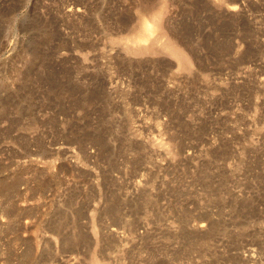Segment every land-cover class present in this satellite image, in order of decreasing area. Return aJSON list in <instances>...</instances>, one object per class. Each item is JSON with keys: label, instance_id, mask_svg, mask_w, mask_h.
Wrapping results in <instances>:
<instances>
[{"label": "rangeland", "instance_id": "1", "mask_svg": "<svg viewBox=\"0 0 264 264\" xmlns=\"http://www.w3.org/2000/svg\"><path fill=\"white\" fill-rule=\"evenodd\" d=\"M95 257L264 264V0H0V264Z\"/></svg>", "mask_w": 264, "mask_h": 264}, {"label": "bare ground", "instance_id": "2", "mask_svg": "<svg viewBox=\"0 0 264 264\" xmlns=\"http://www.w3.org/2000/svg\"><path fill=\"white\" fill-rule=\"evenodd\" d=\"M166 7L167 5H163L158 10L157 15L152 16L149 20H143L140 35L136 38L138 46L135 49L126 48L127 53L136 55L156 54L158 52L157 47H159L161 52L175 59L181 69L189 68L192 65L190 57L179 41L166 33L165 14L163 13ZM229 10L234 11L236 8L235 6L229 7ZM93 260V264H102L96 257Z\"/></svg>", "mask_w": 264, "mask_h": 264}]
</instances>
